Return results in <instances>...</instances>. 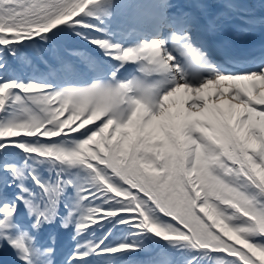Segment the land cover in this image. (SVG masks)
Segmentation results:
<instances>
[{"label":"snow or ice","instance_id":"obj_1","mask_svg":"<svg viewBox=\"0 0 264 264\" xmlns=\"http://www.w3.org/2000/svg\"><path fill=\"white\" fill-rule=\"evenodd\" d=\"M133 8L0 0V247L20 264H264V48L214 43L258 21L237 0Z\"/></svg>","mask_w":264,"mask_h":264},{"label":"bare ground","instance_id":"obj_2","mask_svg":"<svg viewBox=\"0 0 264 264\" xmlns=\"http://www.w3.org/2000/svg\"><path fill=\"white\" fill-rule=\"evenodd\" d=\"M239 2V1H237ZM240 3V2H239ZM255 3L263 4L264 0H257L256 2H251L249 5L252 6ZM134 6L133 9H130L131 11H141V12H149L150 6L145 2H135L132 1V4ZM264 17L259 16L257 20L263 21ZM52 228V226H45L44 232L49 231ZM67 230L60 229L58 234V247H63L67 243ZM0 264H20L19 260L17 259L16 253L13 251L11 247L5 242L2 247H0Z\"/></svg>","mask_w":264,"mask_h":264}]
</instances>
